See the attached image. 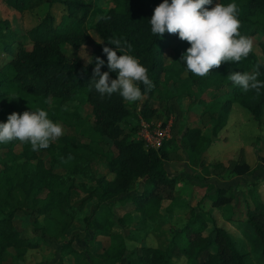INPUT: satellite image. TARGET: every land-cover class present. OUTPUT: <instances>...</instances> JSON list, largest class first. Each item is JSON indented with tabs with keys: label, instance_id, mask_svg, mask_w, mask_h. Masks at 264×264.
Here are the masks:
<instances>
[{
	"label": "trees",
	"instance_id": "16d2710c",
	"mask_svg": "<svg viewBox=\"0 0 264 264\" xmlns=\"http://www.w3.org/2000/svg\"><path fill=\"white\" fill-rule=\"evenodd\" d=\"M96 1L13 0L19 10L41 3H57L65 10L57 22L48 10L27 31L30 48L16 40L7 19H0V55L6 57L0 64V122H7L13 112L37 109V98L47 96L58 104L53 121L73 128L72 133H64L41 149L50 154L48 165L28 143L14 140L0 144V258L7 251L20 256L40 245L15 226L14 217L20 212L33 219L46 215L52 220L53 234L44 235L54 241L63 239L55 264H246L245 254L228 231L195 208L205 201L213 208L232 205L236 201L233 186H217L209 178L226 170L243 175L253 170L245 160L230 158L224 164L210 162L207 156L212 137L227 123L232 102L247 108L256 119L264 112V88L259 94L255 90L245 93L227 79L230 72H251L260 62L258 79L264 81V0H213L215 4H237L241 34L251 36L260 48H254L239 63H224L206 77L187 70L181 57L190 44L178 34H152L150 20L163 0H108L109 6L96 13L92 22L98 41L84 26ZM110 39H119L126 49L130 46L129 54L148 70L154 87L148 90L139 85L143 93L139 109V101L128 103L118 93L101 97L91 86L96 57L105 61L101 71H110L103 52L105 46L115 49L108 43ZM83 44L92 46L89 63L68 57L62 49ZM170 46L173 55L165 61L163 51ZM110 77L116 79L118 73L110 72ZM78 97L91 105L92 119L83 116L77 106L66 105L67 99ZM151 100L159 104L151 105ZM134 110L146 120L174 114L170 136L156 148L146 145L137 134L138 123L126 121ZM192 111L197 113L198 123L189 125L188 113ZM206 127L209 133L204 132ZM173 156L182 158L206 189L192 205L188 221L181 228L168 230L173 237L171 245L141 244L127 250L125 231L141 228L146 220L160 219L172 211L179 197L176 186L186 178L167 170L165 161ZM55 165L64 170H55ZM73 188L84 194L76 202L70 198ZM250 195L245 221L259 239L264 258V201L255 186ZM78 213L91 232L80 249L72 238H64ZM102 236L108 237V243L94 245ZM180 256L185 257L184 263L174 259Z\"/></svg>",
	"mask_w": 264,
	"mask_h": 264
},
{
	"label": "rangeland",
	"instance_id": "374dc122",
	"mask_svg": "<svg viewBox=\"0 0 264 264\" xmlns=\"http://www.w3.org/2000/svg\"><path fill=\"white\" fill-rule=\"evenodd\" d=\"M108 0H98L91 7L84 22V26L88 29L89 34L94 40H99V37L92 28L93 18L96 13L101 12L106 6H109ZM215 4V3H213ZM211 5L212 7L214 5ZM52 11L55 16L56 22L59 21L65 13L64 8L55 3L49 5L41 3L32 8L19 10L14 7L13 0H0V19H7L10 25L16 32V40L23 46L30 48L31 41L27 35V31L35 25L48 11ZM92 46L90 44H83L78 47L65 45L63 52L70 58H77L82 62H87L91 54ZM254 48L259 50V45H254ZM2 49L0 48V51ZM174 48L167 47L163 51L165 61H168L173 55ZM4 55V54H3ZM5 55L2 58L0 55V64L5 62ZM142 100V99H141ZM141 100L137 103L139 109ZM157 100H151V105H158ZM37 109H44L48 112V116L53 120L52 113L58 108V104L47 96H40L36 102ZM66 105L77 106L83 116L92 119L91 105L87 102L81 101V98H69ZM22 114V113H21ZM89 115V116H88ZM174 116V114H173ZM86 117V118H87ZM168 116H159L144 119L138 110H134L133 114L126 118V121L139 125L138 132L142 131L146 124H157L161 121L168 120ZM197 113H188L189 125L198 123ZM169 129V136L171 128ZM91 121V120H90ZM60 123L58 121H54ZM61 124V123H60ZM164 124V123H163ZM62 125V124H61ZM64 133H72L73 128L64 125ZM204 132L209 133V127L203 129ZM139 136V135H138ZM168 136V137H169ZM57 141V140H56ZM54 141V142H56ZM109 144L111 142L108 140ZM19 149V143L15 146ZM37 156L46 165L50 164V154L46 150L37 151ZM208 161L210 162H223L227 164L230 158L236 161L245 160L248 162L253 170L247 174H239L230 170L218 173L217 175L209 178V181L217 186H233L236 194V201L232 205L223 208H213L209 201L201 203L195 210H202L203 213L210 215L214 218L215 223L224 227L233 241L237 249L244 253L246 264H264V258L261 255V244L259 239L250 230V227L245 221V209L249 203L252 202L250 190L255 186L262 200L264 201V112L259 119L252 116L249 110L241 106L237 101L232 102L231 109L228 115L227 123L222 127L218 134L212 137V142L208 148ZM167 170L171 173L182 174L185 180L181 179L176 186V192L179 197L173 206L172 211L164 213L160 219L151 221L146 220L142 223V227L137 230L125 231V244L127 250H132L141 244L150 246H157L165 248L171 245L173 237L168 234V230L172 228H181L189 219L192 214V205H194L200 198L201 194L206 189L205 185H201L198 178H195L191 169L187 167L186 162L179 156H173L165 161ZM99 168H101L98 165ZM55 170L63 171L59 165L54 166ZM194 186V187H193ZM192 190L194 194L191 195ZM83 192L78 188H73L70 198L73 202L80 200L83 197ZM190 201V203H188ZM133 217L138 218L137 213H133ZM141 218V216H140ZM81 219V214L78 213L77 217L70 224L64 238H72L73 245L78 246L79 249L83 247L84 242L91 237V232L87 231ZM15 226L22 231L23 235L30 238L31 241H40V245L29 248L23 255L17 256L12 251L4 253L0 258V264H55L57 256L60 251V244L63 239L54 241L46 238L44 233L53 234V222L46 215H41L37 219L31 216L18 213L14 217ZM35 227L40 228L39 231ZM94 240V239H93ZM108 237L102 236L95 239L94 245H106ZM178 243L181 242L180 238H175ZM179 263L185 262V257H174ZM119 264H124L123 262Z\"/></svg>",
	"mask_w": 264,
	"mask_h": 264
},
{
	"label": "clouds",
	"instance_id": "9594fccd",
	"mask_svg": "<svg viewBox=\"0 0 264 264\" xmlns=\"http://www.w3.org/2000/svg\"><path fill=\"white\" fill-rule=\"evenodd\" d=\"M212 4L213 0H163L150 20L153 35L178 34L182 41L190 44L181 60L187 70L198 77H206L224 63H239L254 50V39L240 32L237 4L218 2L214 7H208ZM108 43L115 45V49L103 48L110 71L102 72L105 61L96 57L91 86L101 97L118 93L128 103L141 100L143 93L139 85L142 83L148 90L154 87L147 68L129 54L130 46L122 47L119 39H110ZM118 51L123 54L118 55ZM260 66L258 62L251 72L232 71L227 79L245 93L255 90L259 94L264 88V81L258 79ZM110 72H117L118 78L112 79ZM63 134V126L51 120L44 109H32L22 114L13 112L7 122H0V144L18 140L30 144L34 152L47 149Z\"/></svg>",
	"mask_w": 264,
	"mask_h": 264
},
{
	"label": "built area",
	"instance_id": "2783aa9c",
	"mask_svg": "<svg viewBox=\"0 0 264 264\" xmlns=\"http://www.w3.org/2000/svg\"><path fill=\"white\" fill-rule=\"evenodd\" d=\"M173 115H169L168 120L161 121L157 124H146L141 132H139V137L143 138L146 145L158 147L162 144L163 140L169 136V129ZM164 123V124H163Z\"/></svg>",
	"mask_w": 264,
	"mask_h": 264
},
{
	"label": "crops",
	"instance_id": "0c3cea01",
	"mask_svg": "<svg viewBox=\"0 0 264 264\" xmlns=\"http://www.w3.org/2000/svg\"><path fill=\"white\" fill-rule=\"evenodd\" d=\"M228 120V119H227ZM186 165H187V167L189 168V166H188V164L187 163H185Z\"/></svg>",
	"mask_w": 264,
	"mask_h": 264
}]
</instances>
